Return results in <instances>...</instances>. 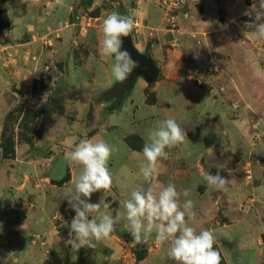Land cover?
I'll list each match as a JSON object with an SVG mask.
<instances>
[{
	"label": "rangeland",
	"instance_id": "374dc122",
	"mask_svg": "<svg viewBox=\"0 0 264 264\" xmlns=\"http://www.w3.org/2000/svg\"><path fill=\"white\" fill-rule=\"evenodd\" d=\"M15 1L0 0V3L6 5ZM144 3L156 6L162 15L161 17L165 19L163 26L160 25L161 27L155 28V32L160 33L161 36L150 39L148 50H151L155 44L160 45L164 52L167 49L179 51V49L184 50L194 46L192 49H186L188 53L182 57L183 65L178 72L176 71L174 74L172 70L162 72L160 69L158 78L144 89L145 103L147 104L146 125L152 124L155 118V110L150 111L148 107L156 106V95L153 87L157 80L165 79L168 75L175 78L176 73H178L179 82L185 84V89L190 86L191 89L201 92L204 96L196 97L197 95H195L186 107L195 113L196 122L204 121L205 126H212L222 131L226 130L227 138L232 139L233 142L236 141V151L234 150L236 158H229L225 165L227 168L236 164L237 172L235 173L238 181L242 183L240 192L243 190L244 199L231 203L229 199L206 200L196 198L194 201L199 203L198 207L201 209L199 215L206 218V210L217 213L227 208L234 210L237 207L238 215L244 214L245 218H251L255 207L261 205L253 190L264 184V78L256 75L258 69L264 70V40L255 39L251 35V30L245 25V22L251 19L249 16L240 14L230 22L225 17L223 8L213 6L209 0H77L70 14V20H75L78 16H83L86 19L96 18L98 27L93 28L95 32L92 31L91 33L93 43L88 40L80 42L75 39L78 30L75 36L66 38V46L69 49L67 61L77 66L89 67L91 64L92 69L89 68L86 78L103 81L106 64L104 59L106 57L101 54L98 55L101 53L103 19L107 14L118 11L133 16L136 21L138 20V11L144 8L142 6ZM246 3H250V0H246ZM0 9L5 8L0 7ZM254 15L255 13H253V18ZM246 31L248 34L245 35ZM57 38L62 43L61 37ZM197 54L199 58H194ZM68 62H64L62 57L58 59V56H55L54 60L50 59L46 62L43 71L34 79L27 94L23 93L21 97V92L16 89L12 90L11 96L17 97V102L12 109H19L16 114L18 118L12 124L16 144L14 161L5 163V160L1 158L2 151L0 148V167L3 168L1 170V183L5 182V172L7 171L14 175L12 180H7L8 186L13 188L18 186L22 189L20 191L26 190L27 192L43 193L42 191H44L50 197L49 220L51 225L55 227L53 237L55 247H60L61 250L48 248L45 254L49 258L59 254L82 256L86 253V250L82 248L73 252L70 244L69 247L66 246V241L70 240L71 237L69 228L65 226V223L70 224L74 215L68 212L70 215H66L64 218L60 217L62 212L64 214V196L62 194H65L66 191L63 188L73 173L79 175L81 167L66 160L65 175L60 181L53 180L50 175L58 158L65 155L66 150L61 143L62 132L78 130L82 126L89 128L104 127L108 113L122 105L130 92L129 90L125 95L119 96L111 88L96 94V92H89V89H85L87 91L85 92L83 91L84 88L70 85L65 70V65L68 66ZM155 63L157 64L156 61ZM138 78L144 79L142 76ZM257 84L261 86L259 91L256 87ZM238 87L242 89V96L238 93V89H240ZM258 93L260 94L258 95ZM259 96L261 99L258 98ZM83 100L95 101L91 103L86 114H82L80 110H74L72 107L77 106V101ZM67 105H69V109L66 114ZM164 106L171 110L169 102L164 103ZM26 109L35 112L33 122L23 120ZM202 112L204 113L203 116L201 115ZM8 113H5L1 119L0 139L2 126ZM204 116L206 118H203ZM123 119L124 124L121 125L120 129L122 132H124L123 128L129 121L124 117ZM142 121L143 124L144 120ZM138 123L134 125L137 126ZM31 129L34 130V135L30 144L19 139L20 136L29 138ZM199 137L206 139L207 136L200 135ZM126 139H129L132 147L126 143ZM124 141L131 149L142 153L145 137L143 138L136 133H128L124 137ZM21 145H28V151L21 150L24 149L21 148ZM17 148L19 149L18 159H16ZM32 151L35 153L34 162L28 157ZM181 161L182 164L175 169L185 170L188 173V178L194 183L193 189L197 192H202L206 186L202 175L205 171L213 175L217 171L221 175L223 172H228L224 169H213L214 165L217 166V163L221 161V157L216 156L209 148L208 150L197 151L193 155L181 159ZM25 175H28L29 178H26ZM4 186L6 187L3 184ZM114 192L115 190L112 188L106 197V202L110 208L116 209L118 199L117 193L113 194ZM197 192L196 195H198ZM0 194L2 199L0 201V246L6 244L4 240L7 238L6 247H0V251L2 248L6 251V248H10L7 245H10L9 239L12 238V234L7 232V229L16 223L25 222L27 211H34L39 205L35 199L29 203H24L25 194L16 195L11 194V192L5 193V191L2 193L1 190ZM196 208L194 207V209ZM12 210L20 214L15 218L14 224L9 216V212ZM223 221L224 219L215 216L211 220V224L215 226ZM126 235L128 237L124 239L127 244L126 252L122 254L129 255L136 261L147 255L167 256L169 244H157L154 235L146 244L142 243L135 246L131 243L130 233L126 232ZM42 238V234L38 232L36 236L31 237V240L39 241L38 239ZM215 248L218 250L217 247ZM36 253L44 254L41 249ZM0 261V264H9L2 259ZM221 264H225L222 256Z\"/></svg>",
	"mask_w": 264,
	"mask_h": 264
},
{
	"label": "crops",
	"instance_id": "0c3cea01",
	"mask_svg": "<svg viewBox=\"0 0 264 264\" xmlns=\"http://www.w3.org/2000/svg\"><path fill=\"white\" fill-rule=\"evenodd\" d=\"M76 1L65 0L64 7L56 6L54 0H16L12 4L6 5L2 2L0 3V7L6 9L9 22L7 28L0 30V129L3 115L13 110L12 108L17 102V97L11 96L13 89L21 92L20 96L22 97L23 93L27 94L30 90L34 79L43 71L46 62L50 61V59L54 60L55 56H58V59L62 57L64 62H68L67 53L69 49L66 46V38L75 36L78 30V35L75 36V39L80 42L88 40L93 43L91 33L92 31L95 32L93 28L98 27L96 18L86 19L83 16H78L75 20H70L69 18ZM209 3L215 7L221 6L225 12V17L231 22L240 14H244L245 10L250 9L253 0H250V3H246V0H209ZM142 6L144 8L138 11V20L135 21V27L130 35L132 44L139 53L146 54L154 62L159 74L160 69L162 72L172 70L175 74L182 67V57L185 53H188V50L179 49V51H176V49H167L164 52L158 44L153 45L152 49L148 50L150 39L161 36L160 33L155 32V28L160 25L163 26L165 19L161 17L162 15L156 6L149 3H144ZM173 19L175 18L173 17ZM178 20L181 21L180 18ZM57 37H61L62 43ZM104 61L106 64L104 66L105 78L103 81L86 78L89 68L90 70L92 69L90 67L91 64L88 67L77 66L72 62H68V66L65 65L68 83L75 85L77 88H84L83 91L89 89V92H96V94L99 91L114 89L119 82L115 81L111 75L113 59L106 57ZM147 85L148 83L144 79L137 77L129 94L126 96L127 100L118 108L112 109L106 116L104 127L89 128L87 126V128L82 126L78 130L62 132L61 143L66 150L64 156L66 157L67 153L81 139L103 140L117 149L109 161V169L114 177L112 188L115 192L113 194L117 193L118 202L116 209L109 206L108 211L114 215L117 210H123L121 202L129 197L130 192L134 188L143 187L146 189L148 187L139 172V165L143 159L142 153L131 149L125 143L124 137L128 133H136L146 139L148 130L153 128L158 121L165 118H175L186 131L190 142L183 146L166 148L168 159L159 161L157 174L152 183L167 186L169 182H172L176 185L178 191L182 189L190 191L188 197L181 196V203L186 199H191L194 202V207L197 208H193L195 216L192 218L186 216V220L190 226L196 228L197 232L204 229L213 232L216 238L214 247L218 248L225 264H264V184L257 186L253 190V193H256V199L261 202V205L255 207L251 218H245L244 214L238 215L237 207L234 210L227 208L217 213L212 210H206L207 217L202 218L199 215L201 210L198 207L199 203L195 202L196 198L206 200L229 199L231 203L244 199L243 190L240 192L242 183L238 181L235 173L237 172L236 164L227 168L225 165L226 160L229 158H236L234 154L236 141L234 140L233 142L232 139L227 138L226 130L222 131L212 126H205L204 121L196 122L197 116H195L194 112L189 111L186 106L195 95H197L196 97L204 95L195 89H191L190 86L185 89V84L179 82L178 73H176L175 78L168 75L165 79L155 82L153 91H155L156 95V106L148 107L150 111L152 109L155 110V118L152 124L146 125L147 104L145 103L144 89ZM256 87L259 91L261 86L257 84ZM238 88H240L238 93L242 96V89L241 87ZM133 91L134 94H132ZM25 97L27 96L25 95ZM258 98L261 99L260 96ZM77 102V106H72L73 109L80 110L82 114H86L91 107V103L95 101L83 100ZM166 102L171 104V110L164 106ZM68 109L69 105L66 107V114ZM201 115L203 116L204 113L202 112ZM123 117L127 121L129 119L125 125L126 128H123L124 132L120 130L121 125L124 124L122 122L124 121V119L122 120ZM203 118H206V116ZM142 120H144V125ZM135 123H138L137 126L134 125ZM200 135H206L207 137L203 139L199 137ZM22 147L24 149L21 150L28 151V145H21ZM208 148L216 156L221 157V161L217 163V166L215 164L213 169L228 171L223 172L221 176L232 180L227 193L213 191L208 189L207 186L202 192H197L193 189L194 183L188 178V173L185 170L175 169L182 164L181 159L193 155L197 151L208 150ZM18 151L19 149L17 148L16 159H18ZM34 155V151L28 155L32 162H34ZM4 160L5 163L14 161V159ZM77 166L81 167L78 164ZM1 170H3L2 167H0V190L2 193L5 191V193L11 192V194L14 193L16 195L25 194L24 203H29L35 199L39 207L34 211H27L25 222L16 223L10 229H7V232L12 234V238L9 239L11 243L7 245L10 248H6V251L2 248V251H4H0V260H5L9 264H176L175 261L163 255H147L143 259L136 261L135 258L122 254L126 252L127 245L124 239L128 238L126 235L128 231L123 223L117 224L111 237L105 241L98 242L95 249L83 247L82 249L86 250V253L82 256L59 254L52 258L46 257L45 251L47 252L48 248L61 250L60 247H55V239L53 238L55 227L51 225L49 220L50 197L44 191H42L43 193L27 192L26 190L20 191L22 189L18 186L15 188L8 186L7 180H12L14 175L13 173L9 174L7 171L5 172V182L1 183ZM25 176L29 178L28 175ZM77 177L73 173L63 189L66 191L67 188L73 187L74 180ZM3 184L6 187H3ZM196 192L198 195L195 194ZM62 195L64 196V214L62 212L60 217L64 218L66 215H70L68 212L75 216V212L65 199V194ZM102 196V192L93 193L90 202L98 203ZM11 212H9L10 217L12 216ZM212 216L213 218L217 216L219 219H224V221L213 226L211 224ZM12 223L14 224L15 221ZM22 226L23 228H21ZM38 232L42 234L43 238L38 239L39 241H32L31 237L36 236ZM5 239L3 240L7 244V238ZM6 244L0 247H6ZM166 244L168 243L164 245ZM66 246L69 247V240L66 241ZM40 249L43 250L44 254L36 253Z\"/></svg>",
	"mask_w": 264,
	"mask_h": 264
},
{
	"label": "clouds",
	"instance_id": "9594fccd",
	"mask_svg": "<svg viewBox=\"0 0 264 264\" xmlns=\"http://www.w3.org/2000/svg\"><path fill=\"white\" fill-rule=\"evenodd\" d=\"M54 2L56 6H65V0ZM244 15L251 18L245 22L251 35L264 40V0H253L251 8L245 10ZM135 23L133 16L118 11L107 14L102 21L100 52L114 60L111 75L120 83L139 67L138 62L122 47V38L131 35ZM244 34H248V31ZM194 58H199L198 54ZM256 75L264 78V70L258 69ZM187 142H190L187 133L175 118L160 120L149 129L139 165V172L148 187L134 188L129 197L121 202L123 210H117L113 215L108 211L106 197L114 182L109 161L117 149L103 140L81 139L65 157L81 166L74 186L65 192V199L75 212L70 224L65 223L69 228V244L73 252L83 247L95 249L98 242L111 237L117 224L123 223L132 237L133 246L146 244L154 235L157 244H169L167 257L176 264H221V254L214 247L216 238L213 232L207 229L197 232L186 220V216H195L191 199L181 203V196L188 197L190 191H178L172 182L167 186L152 183L159 161L168 159L166 148L183 146ZM202 175L208 189L223 193L229 191L232 180L221 176L219 171L215 175L205 171ZM96 192H102L103 196L98 203H92V194Z\"/></svg>",
	"mask_w": 264,
	"mask_h": 264
},
{
	"label": "water",
	"instance_id": "95a60500",
	"mask_svg": "<svg viewBox=\"0 0 264 264\" xmlns=\"http://www.w3.org/2000/svg\"><path fill=\"white\" fill-rule=\"evenodd\" d=\"M123 39V49H126L132 56V59L137 61L139 67L133 70L129 78L123 83H118L114 87V91L119 95H125L133 86L137 77L142 76L144 80L150 84L154 82L159 76V70L154 64V62L143 53H139L133 46L131 41V36L122 38ZM66 159L65 156H60L50 173L51 178L55 181H60L65 175ZM12 222L18 217V214L13 210L11 212Z\"/></svg>",
	"mask_w": 264,
	"mask_h": 264
},
{
	"label": "trees",
	"instance_id": "16d2710c",
	"mask_svg": "<svg viewBox=\"0 0 264 264\" xmlns=\"http://www.w3.org/2000/svg\"><path fill=\"white\" fill-rule=\"evenodd\" d=\"M9 26L8 18L6 15L5 9H0V30L7 28ZM19 112V109H14L8 113L6 119L4 121L1 139H0V148L2 151V158L3 159H13L15 156V138L14 132L12 131V124H14L15 120L18 118L16 114ZM35 118V112H32L29 109L25 110L24 118L25 121L33 122ZM34 135V130L31 129L30 137L23 138L22 136L19 137L20 140H23L25 143H31ZM126 143L131 146L129 139L125 140ZM132 147V146H131Z\"/></svg>",
	"mask_w": 264,
	"mask_h": 264
}]
</instances>
